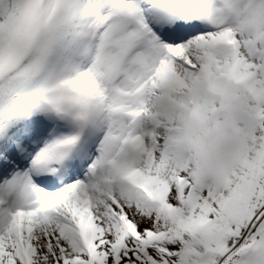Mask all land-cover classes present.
<instances>
[{"label":"snow or ice","instance_id":"snow-or-ice-1","mask_svg":"<svg viewBox=\"0 0 264 264\" xmlns=\"http://www.w3.org/2000/svg\"><path fill=\"white\" fill-rule=\"evenodd\" d=\"M0 264H264V0H0Z\"/></svg>","mask_w":264,"mask_h":264}]
</instances>
